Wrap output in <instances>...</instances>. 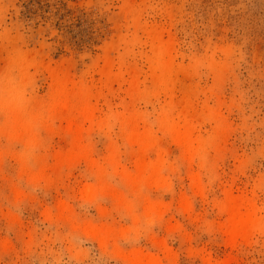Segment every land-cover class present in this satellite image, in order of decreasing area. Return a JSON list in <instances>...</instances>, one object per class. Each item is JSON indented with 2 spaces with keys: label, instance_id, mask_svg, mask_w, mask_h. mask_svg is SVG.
Returning a JSON list of instances; mask_svg holds the SVG:
<instances>
[{
  "label": "rangeland",
  "instance_id": "rangeland-1",
  "mask_svg": "<svg viewBox=\"0 0 264 264\" xmlns=\"http://www.w3.org/2000/svg\"><path fill=\"white\" fill-rule=\"evenodd\" d=\"M0 264H264V0H0Z\"/></svg>",
  "mask_w": 264,
  "mask_h": 264
},
{
  "label": "bare ground",
  "instance_id": "bare-ground-1",
  "mask_svg": "<svg viewBox=\"0 0 264 264\" xmlns=\"http://www.w3.org/2000/svg\"><path fill=\"white\" fill-rule=\"evenodd\" d=\"M174 132L179 140H181L186 146L192 145L191 131L188 129L181 130L173 127ZM148 137H142L141 143L147 145ZM159 165H152L150 169V176L153 177L159 174ZM240 201H228L226 204V210L231 214V221L227 227V234L235 240L238 237H247L248 234L260 225L259 221L254 218V207H250L246 213H242L240 210ZM254 215V216H253Z\"/></svg>",
  "mask_w": 264,
  "mask_h": 264
}]
</instances>
